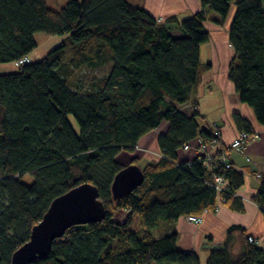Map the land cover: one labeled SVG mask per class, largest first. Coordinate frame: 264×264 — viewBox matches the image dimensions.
<instances>
[{
    "label": "trees",
    "instance_id": "16d2710c",
    "mask_svg": "<svg viewBox=\"0 0 264 264\" xmlns=\"http://www.w3.org/2000/svg\"><path fill=\"white\" fill-rule=\"evenodd\" d=\"M231 12L235 58L228 77L264 125L261 0H201V10L181 23L179 36L130 0H68L61 8L46 0H0V64L16 67L0 74V264H11L57 197L84 183L99 188L107 216L70 228L32 264H201L198 255L178 248L177 232L156 231L161 223L216 211L218 203L237 198L244 184L234 167L209 170L197 158L179 159L199 138L221 143L193 93L209 66L201 62V45L210 40L204 24L223 25ZM38 34L61 41L33 61ZM25 57L30 61L17 66ZM105 68L88 81L77 75ZM189 104L191 113L184 109ZM234 117L240 132L255 134L248 120ZM164 123L167 130L158 137L162 160L143 169L145 182L133 193L115 199L116 175L138 165L134 159L124 163L122 155ZM214 175L228 181L224 191L213 185ZM262 180L257 201L264 212ZM120 212L128 215L123 222L116 219ZM234 231L246 235L231 227L229 241L207 264H264V249L249 236L233 255Z\"/></svg>",
    "mask_w": 264,
    "mask_h": 264
},
{
    "label": "crops",
    "instance_id": "0c3cea01",
    "mask_svg": "<svg viewBox=\"0 0 264 264\" xmlns=\"http://www.w3.org/2000/svg\"><path fill=\"white\" fill-rule=\"evenodd\" d=\"M130 1L143 7L156 19H161L172 29L175 36L181 35V23L201 10V0ZM261 1L264 4V0ZM231 16L232 12L225 23L220 25L212 21L219 19V16L209 11L212 20L206 21L204 26L210 33V40L201 45V62L204 66H209L200 87L194 92L196 97L197 94L200 95L201 100L194 96L193 100L198 103L204 123L217 128L220 132L222 146H228L240 133L235 114L241 115L251 123L257 137L249 141L245 151L234 150L230 153L234 170L243 175L244 184L237 190V198L227 204L218 203L216 211L203 213L201 223L196 224L182 216L172 225L161 223L156 231L157 236L177 232L178 248L198 255L201 264H207L211 253L221 249L229 241L231 235L229 229L234 226L241 227L246 232L245 236L238 231L232 232L234 256L243 251L246 236H253L259 240L258 247L264 249V212L257 201L264 178V125L258 122L253 109L240 101L239 94L228 77L229 68L235 58V51L229 40ZM60 41V37L50 36L47 43L39 44L30 55L31 59L33 61L43 59ZM13 71H16L15 64H0V74ZM191 108V104L184 107L188 111ZM149 134L140 140L137 149L147 150V147H151ZM155 146H158L157 139ZM194 155L193 150L180 151L179 159L184 162L194 158ZM123 214L127 215L125 212Z\"/></svg>",
    "mask_w": 264,
    "mask_h": 264
},
{
    "label": "water",
    "instance_id": "95a60500",
    "mask_svg": "<svg viewBox=\"0 0 264 264\" xmlns=\"http://www.w3.org/2000/svg\"><path fill=\"white\" fill-rule=\"evenodd\" d=\"M146 179L140 165L130 164L115 177L112 191L115 199L133 193ZM107 216V209L100 199L96 185L84 183L57 197L32 228L29 241L19 247L12 256L11 264H32L45 258L56 239L72 227L100 222Z\"/></svg>",
    "mask_w": 264,
    "mask_h": 264
},
{
    "label": "built area",
    "instance_id": "2783aa9c",
    "mask_svg": "<svg viewBox=\"0 0 264 264\" xmlns=\"http://www.w3.org/2000/svg\"><path fill=\"white\" fill-rule=\"evenodd\" d=\"M29 57H25L16 62L17 66L29 62ZM215 135H219L220 132L215 129ZM257 137V134L250 135L247 132H240L238 137L228 146H222L219 142L206 143L200 138L194 143H190L185 146L184 151L195 150L196 158L199 159L209 170L216 169L218 167L224 166L227 169L233 167V164L230 160V153L232 151H245L249 141ZM195 159V158H194ZM250 160V158H247ZM192 161V160H190ZM213 185L219 189V191H224L228 187V181L220 175H214ZM188 220L194 223H201L202 218L200 216L189 215ZM249 241L259 245V240L255 239L253 236H249Z\"/></svg>",
    "mask_w": 264,
    "mask_h": 264
},
{
    "label": "rangeland",
    "instance_id": "374dc122",
    "mask_svg": "<svg viewBox=\"0 0 264 264\" xmlns=\"http://www.w3.org/2000/svg\"><path fill=\"white\" fill-rule=\"evenodd\" d=\"M67 1L68 0H46L48 6L51 7V8H61V7L66 5ZM49 37L50 36L45 35V34H38L36 38H37V41H38L39 44H43L44 42L47 43L46 41L49 39ZM50 43H48V44H50ZM103 72H107V69L105 68V70H101L100 72H97V71L92 72L89 69H82L79 72H77V75L79 76V78L81 80L88 81L93 75H99V74H102ZM204 74H205V71H204L203 75ZM193 96L196 99L198 97L197 100H199V98L201 100V97H200L199 94H197V97H196V94L194 93ZM186 112H190L191 113L190 110L189 111L186 110ZM166 130H167V124L164 123L160 128L156 129L155 131H152L148 135L149 138L151 139V144L150 145H151L152 148L151 147H147V150H143V149L139 150V149H137L134 152H125L122 155V157H123L122 161L127 164V163H130L131 160L134 159L135 162H137L138 165H140L142 167V169H144V170H148L149 166L151 164L154 165V164L160 162L162 160V155H161L159 146H155V143H156V139L158 141L159 135L164 133ZM188 151H191V148ZM193 151H194V154H195L196 151L194 149H193ZM194 158H196V154L194 155ZM194 158H191L190 160H193ZM190 160H187V161H184V162H188ZM127 216L128 215L123 214V212L122 213L120 212L119 214H117V216H116L117 218L116 219L118 221H120V222H123L125 220V218H127ZM132 221H133L134 228L135 229H139V227H140L139 226V218L137 216H134Z\"/></svg>",
    "mask_w": 264,
    "mask_h": 264
}]
</instances>
